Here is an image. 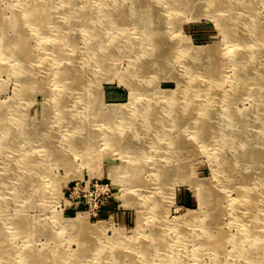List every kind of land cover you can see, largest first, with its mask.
Segmentation results:
<instances>
[{"label": "rangeland", "instance_id": "374dc122", "mask_svg": "<svg viewBox=\"0 0 264 264\" xmlns=\"http://www.w3.org/2000/svg\"><path fill=\"white\" fill-rule=\"evenodd\" d=\"M55 1L53 9L51 3L45 5L50 12L46 21L50 23L52 16L58 20L60 18L56 26L49 24L55 29L58 23L68 24L73 21L64 18L62 11L67 12V15L72 18L80 17L82 22L75 23L71 30H67L66 36L69 38L68 35H72L80 38L74 40L75 47L84 44L86 41L83 40L82 33L86 31H84L83 21L88 20L87 16L94 13V9L89 8L87 0ZM93 2L92 5L98 3ZM237 2H241L243 6L226 9L227 3ZM249 3H252L255 8L256 15L243 13L244 9L241 8L246 9ZM203 4L200 2L199 8L191 3V8L199 11L181 15L174 19L176 20L174 23L169 21L171 19L169 8L161 5L159 11L161 10L160 14L164 15L163 23L166 21L167 24L165 31L169 37L174 36L175 44L180 43V48L188 44L187 54L189 56L184 59L191 61V55H194L196 50L205 49L207 51L203 56L206 59H200L199 61H203L196 67L199 86L193 87V91L200 89L211 91V88L220 87L229 96L234 92L237 93L238 87L235 82L240 72L234 61L236 52H241V47L235 46V39H227L226 35L230 27L222 25L225 21L222 24L221 21H216L212 14H207ZM0 8L6 18L20 19L21 23H29L31 19V16L22 17L21 12H24L25 8L18 5L17 0H0ZM217 8L226 9L225 14L228 13L231 17L242 19V25L247 31L248 38L246 39L247 46H245L246 54L255 55L253 64L247 67L245 89L241 90L240 94L238 92V99L232 104L237 112L239 125L235 130L231 127L229 118L231 111L225 102L212 100L208 104V110L214 117L210 121L214 126L209 132V142L204 144L194 141L193 146L179 152L180 155L176 162L172 158L164 161L166 167L172 166L173 170L168 179L159 181L154 180L155 174L158 173L154 164L162 161V156L166 153L163 149L165 143L162 138H158L157 144L145 146V153L149 155L151 152L153 156L147 160L146 168L140 165L137 168L139 170L136 169V171L131 169L132 163L127 159L129 154L124 146L121 150L125 152L119 155L120 152L116 148V150L112 149L109 141L111 134L112 136L119 135V137L121 134H126L133 142H137V139L129 135L131 129L128 126L131 125L124 117L134 108L142 104H152L156 100L160 101L161 108L164 107L162 104H168L175 99L180 100L182 104L185 101L182 88H178V81L190 78L185 65L178 64L179 71L176 74L171 70L164 75L163 73L157 74L154 69L140 70L138 68L146 66V60L150 59L148 57L151 55H145L143 51L148 44L146 41L139 40L135 34L141 22L138 24V20H125L114 29L108 23L103 25L105 41L115 43L114 51L109 52L108 58H105L106 52L103 56V67L109 73H104L99 78L96 75L98 80L93 86L95 92L90 99L86 98V100L83 93L89 87L88 76L85 75L86 82L81 87L70 80L69 88L72 86L78 93H82L79 98L81 105L78 103L76 107H79L82 113L87 112L89 116L84 121L86 124L82 123L84 129L75 131L66 139L61 138L63 133L61 131L66 132L71 127L68 125L62 127L59 123L63 125L64 122H58V119H55L60 113L52 109L53 101L47 97L48 91H35L28 98H19V77L11 72L8 73L11 64L10 61L8 62L9 56L0 50V106L2 107L0 110V176L5 182L0 185V230L5 234V239L9 240V251L14 257L11 264H97L93 251L84 249L88 240L95 247L103 246L106 240L116 238L120 240L124 237L127 239L125 245L128 243L133 245V242L137 241V235L141 232L148 236L147 242L151 244L153 240L150 232L155 228L160 230L159 234L165 235V246L174 243L178 249H181L186 264H209L214 256L209 246L199 249L201 255L199 261L195 262L194 250H197L200 233V229L196 230L197 223L188 226L189 235L182 237V243L179 244L177 242L182 239H178L179 233L165 227L188 215L204 218V212L212 211L208 205L204 206L200 203L199 191L202 189V184L212 190L214 188L218 190L223 204L219 211L221 229L228 239L233 236L237 237L234 234H237L240 229V223L236 221L231 211L233 205L238 206L239 204L238 190L232 188V183L238 188L242 186L253 188L251 191L257 193L259 201L253 205L254 211L256 209L258 212L264 211V130L262 129L263 123H261L264 121V115H261V113L264 114V94L259 93V90L262 92L263 90L258 87L264 85V40H257L259 37L257 34L264 33V0H221L217 2ZM120 14L125 17L124 10L120 11ZM140 18L141 16L138 19ZM30 27V24L24 26L15 36L11 32L8 37L17 42L20 38L25 41L27 39L26 43L30 49L35 50L37 55L38 53L42 55V50L37 51L36 34L29 31ZM48 31L51 32L52 29ZM49 40L52 38L46 41L50 42ZM25 41H22L23 45ZM46 41L43 42V46ZM17 42L14 45H17ZM66 49L69 50V47ZM70 49L76 50V48ZM84 49L86 50L85 44ZM16 55L18 58L15 57V61L21 57L19 53ZM207 58H211L210 61ZM38 65L40 69L47 67V65ZM89 72L90 76L93 75L91 74L93 73L92 66ZM124 77L130 79L124 81ZM36 81H45L47 90L50 87L57 88L52 76L38 75ZM218 83L221 86L217 87ZM165 91L175 92L170 95H176L165 97L161 93ZM72 92L74 90L70 91V96L76 101L77 94L74 95ZM90 101H93L94 105ZM96 101L98 104L95 105ZM203 101L200 100L201 103ZM15 103L17 107L12 109L11 105ZM10 113L12 116L8 115ZM23 116H27L25 126L29 129L16 130L21 133L29 132V130L39 132H36V135H25V139L17 147L8 146V144L4 146V142L7 143L9 138L6 129L7 119L14 118L15 120ZM194 122L196 120H191L189 123L194 124ZM227 129H229L227 132H223ZM146 130L144 128L143 136H146L148 141L153 140L154 138L150 136L154 134V131ZM188 131L194 132L191 129ZM231 131L237 136L231 145H225L223 133L230 136ZM43 140L46 143L49 142L54 150L60 151L58 158L48 157L49 152ZM74 141L77 149L69 150L70 147H75L72 143ZM158 146V151L154 152V148ZM31 148L33 152L28 154ZM221 157L233 164L231 165L233 167L232 176H229L233 178L232 181L225 182L223 178L222 163L219 160ZM15 163L20 165L17 168V174L14 170H10L11 165ZM28 165L33 168L31 172L26 171ZM227 170L228 168H225V171ZM26 174L28 176L26 180L20 177ZM161 184H163V195L159 197V204L162 215L152 217L150 204H146L147 200L142 202V199L146 194L152 196L149 192L159 188ZM16 215L26 218L19 225L25 230L15 228L16 225L12 224L11 220ZM69 219L78 220L80 225L77 228L63 226ZM99 223H104L105 226L98 232V236L95 232L93 236L85 235L86 227ZM258 224L261 225L262 222ZM258 232L252 236H242L240 250L244 252L247 250L249 255V250L253 248L260 253L262 263H264V246L260 248L264 244L263 226H258ZM223 243V250L230 252L232 250L230 241ZM33 254L42 256L44 260L40 258L34 262ZM137 255L143 259L142 255ZM225 259L226 257L223 258ZM99 264H105V262H99ZM234 264L240 263L235 262Z\"/></svg>", "mask_w": 264, "mask_h": 264}, {"label": "bare ground", "instance_id": "6f19581e", "mask_svg": "<svg viewBox=\"0 0 264 264\" xmlns=\"http://www.w3.org/2000/svg\"><path fill=\"white\" fill-rule=\"evenodd\" d=\"M58 1L61 2V0ZM87 1L89 3V8L94 9V13L87 16L88 20L83 21V26L85 27L84 31L86 32H83L82 35L83 40L86 41L84 44L87 51L84 49V44H79L78 47H75L76 45L74 43V40L76 38H79L78 36L68 35L69 38L66 36L67 30H71L72 26L75 23L82 22V19L80 17L72 18L70 17V15H67V12L62 11L61 14L62 16H64V18L68 20L72 19L73 21L68 24L64 22L60 24L58 23V26L55 29H53L49 24L51 23L52 25L56 26V22H58L60 18L58 20L55 19L54 16H52L50 17V23L46 21L48 19L47 15L50 12L45 5L51 3L50 5L53 9L54 4H56L55 0H17V4L25 8L24 12H21L22 17L26 18L28 16H31L29 23H21V20L17 18H6V15H3L2 9L0 8V50L4 51L5 54L9 56L8 62L10 61L11 64L9 65L10 68L8 70V73L11 72L12 74H15V76L19 77L20 88L18 89V97L23 99V97H30L33 93H35V91H48L47 97H49L53 101V103L51 104V107H53L52 109H55L58 113H60L57 117H55V119H58V122H64L63 125L59 123L62 127L65 125L71 127L67 129L66 132L60 130L61 132H63L61 138L66 139L72 133H75V131L84 129V125L86 124L84 123V121L89 116L87 112L82 113V111L78 109L79 107H76L79 103V98L81 97L82 93H78L72 86L69 88L70 80H73L76 85L81 87L86 82L85 75H87L88 82L90 81V83L87 91H84L83 97L86 100V98L90 99L93 96V93L95 92L93 90V86H95V83L98 80L96 79V75H98L99 78V76H101L102 74L109 73L106 72L108 70H105L103 67V56L105 54L104 52L107 53V56L105 58H108V54H110L109 52L114 51L115 44L112 43L113 41H105L102 30L103 25L108 23L111 25L110 27L114 29L115 27L120 26L123 21H128L129 19L133 21L138 20V24L141 22L139 26L137 22H135L138 26L136 28L135 34L138 36L139 40L146 41L148 44V46L144 48L143 51L145 55L151 54L148 57L150 59L146 60V66L138 67L140 70L154 69L157 71V74L163 73V75L172 70L174 71V74H176L179 71L178 64H183L185 65V70L188 72L187 75H190V78L188 80L181 82L178 81V88H182L181 91H183V94L185 95V101L183 104L180 100L178 101V99H175L174 101L168 102V104H162L165 107L164 109V107H160V101L156 100L152 104H142L141 106H138L137 108L131 110L128 115L124 116L125 119L128 120L127 123L131 125L128 126V128L131 129V133L129 135H131L134 139H137V142H133L126 134H121V137H119V135L112 136L111 134L109 141L112 145V149H117V151L120 152L119 155H121L125 152L121 150V148L124 146L127 154H129L127 159L131 161V169H133V171H136V169L140 167V165H144L143 168L147 167V160L151 159L153 154L151 152L149 153V155L146 154L145 146L157 144L156 142L158 138L163 139L165 143V147L163 149L166 151L165 155L162 156L163 162L158 161L154 164V167L158 171V173H156L154 176V180L158 181L160 179H168L170 177L171 171L173 170L172 166L166 167L164 161L171 160L172 158L173 161L176 162L177 158L180 155L179 152L184 151L190 146H193L192 144L194 143V141L207 144L209 142V132L214 126L210 122L214 117L210 115L208 110V104L211 103L212 100L219 101L221 103L225 102V104L230 108L229 111H231L229 117L231 119V127L234 130L238 127L239 120L237 119V112L232 104L238 99L240 91H243V89H245L244 85H246V75L248 72L247 67L253 64L255 55L250 53L246 54L247 50H245V46H247L246 39L248 40V38L247 31L244 30V26L242 25V19H240L239 17H231V14H225V12L227 8L235 9L239 6H243L241 2L231 4L227 3L226 9L221 10L217 8V2H221V0H95L99 3V5L94 0ZM93 1L96 3V5H92ZM200 2L204 3V10L208 12L207 14H212L213 17L216 18V21H221V24L225 21L222 25L230 27L226 35L227 39H235V46L241 47V52H236V59L234 61L236 68H238L237 70L240 72L236 77L237 81L235 82L238 87L236 89L237 93L234 92V94H230L229 96L226 92L222 91V88L219 87L221 86V84L219 83L217 85V87L219 88H211V91H207L204 89L196 90L195 92L193 91V87L197 88L199 86V75L197 72H195L197 70L196 67H198L197 65H201L203 60H199L206 55L207 51H205V49L196 50L194 55H191L192 60L188 61L184 59V57L189 56L187 54L188 44L186 46L187 48L185 46H181L180 48V43L175 44L174 36L172 38L169 37V35L165 31L167 24L166 21H164L163 23L164 15L160 14L161 10L159 11V7L161 5H165L170 9L169 17L171 19H168L170 22L174 23L176 21L174 19L179 18L181 15L183 16L186 13L198 12L199 10L197 11V9L191 8L190 4L192 3L194 6H199ZM249 4L250 5H248L246 9L244 7L241 8L244 9L243 13L248 12L252 15H256L257 13L255 11V8L252 6V3ZM123 10L125 11V17L121 16L120 14V11ZM136 16H138V18L141 16V18H135ZM88 21L90 23H88ZM29 24L31 25L29 31L36 34L37 51H39V49L40 51L42 50V55L41 53H38L37 55L35 50L30 49V47L26 43L27 39L25 41L24 39L20 38L17 42L12 41L8 37L11 35V32H13L15 36V34L22 30L24 26L26 27ZM48 29H52V31L49 32ZM257 36H259L257 39L258 41L264 40V33L257 34ZM49 38H52V40H49L50 42H47L46 40ZM7 40L8 42H6ZM22 41H25L24 45L22 44ZM44 41L46 42L43 46ZM15 42H17V45H14ZM66 47H69V50H67ZM70 48H76V50L72 51V49ZM16 53H19V55H21V57L17 61H15V57L18 58ZM203 59L205 60L206 58ZM210 59L211 58H209L208 61H210ZM38 64H42V66L47 65V67L40 69L38 68ZM91 66L93 72L91 74L93 75L90 76L89 69ZM38 75H42L44 77H54V83L56 84L57 88L55 89L53 87H50L51 89H45L47 85L45 81H36ZM123 79L124 81H126V79L130 78L124 77ZM222 87H224V85ZM258 87L264 92V85H259ZM73 90L74 92L72 93L74 95L77 94L76 101L70 96V91ZM263 92L259 90V93L261 95L264 94ZM161 93H163L165 97H167L168 95L175 92L165 91ZM200 100H204L203 103H201ZM90 102L92 105H94L93 101ZM96 104H98L97 101L95 102V105ZM11 107L12 109H14L15 107H17V103L11 105ZM1 109L2 107L0 106V110ZM8 115L12 116L11 113ZM261 115L264 114L261 113ZM128 116H130V118H128ZM191 120H196V122H194V124L189 123ZM7 121L8 123H6V129L9 138L7 143L4 142V146H7L8 144V146L17 147L20 145L21 141L23 142V140L25 139V135H36V132H39L29 130V132L21 133L16 130L21 129V131H25V129H29L27 126H25V124L27 123V116L17 117L15 120L14 118H10L7 119ZM82 123H84V125H82ZM159 123L160 125H158ZM261 123H263L262 129L264 130V121H262ZM141 125H143L144 127ZM17 126L19 128H17ZM144 128L145 130L147 129L154 131V134L150 136L154 138L153 140H146V136H143ZM190 129L194 130V132L188 131ZM228 130L229 129L223 132H227ZM56 131L59 132V130L57 129ZM176 131H179L180 133H175ZM234 134L232 133V131L230 136L223 133L225 145H231V143H233L234 139L236 138L235 136H237ZM72 143L73 146H75V141ZM44 144L49 152L48 157L51 158L56 156V158H58V154L60 153V151L58 150V152L57 150H54L53 146H51L49 142H44ZM71 149H77V146H75L74 148L70 147L69 150ZM131 149L133 150L132 152ZM158 149L159 146L157 148H154V152H157ZM29 152H33L32 148L27 153L29 154ZM219 160L220 163H222V175L223 178H225V182L230 180L232 181L233 178H229V176H232L231 172L233 167L231 165L233 164L231 162H228V160L224 157L219 158ZM16 162L18 163V160ZM17 163L11 165L12 168L10 169L14 170L15 174H17V168L20 166ZM225 168H228V170L225 171ZM32 170L33 168L28 165L26 171L31 172ZM128 171L130 172L129 169ZM20 177L24 178V180L28 178L27 174L26 176ZM3 182L4 179H2V177L0 176V185H3L5 183ZM232 186V188L238 190L237 197L239 198L238 206L236 204L231 208L232 214L234 215L236 221L240 223L239 232L237 234H234L237 237L233 236L232 238L228 239L226 238L225 234H223L220 220L221 215H219L221 214L219 213V211L223 207L222 199L218 195V190H216L215 188L212 190L204 184H202V189H200L199 191L200 203L204 206L205 204L208 205V207L211 208L212 211L209 213L204 212V218H201L197 215H188L183 217L182 219L180 218V220H178L177 222H173L172 224H170V226L165 225V227L173 229L177 233H179L178 239H180L189 235L187 230L188 226H190L192 223H197L195 225L197 227L196 230L200 229V233L198 235L197 250H194L196 259L195 262L199 261L201 255V253H199V249L209 246L214 252V256L209 264H234L235 262H238L240 264H264L262 263L260 253L255 251L253 248L252 250H249V255L247 253V250L245 252L240 250L242 236L246 237L252 236L253 234H258V226H263L264 229V211L260 210V212H258V209L254 211L255 208H253V205L259 202L257 193L252 192L251 190H253V188L251 187L247 188L242 186L238 188L236 187L237 185H234L233 183ZM162 189L163 184H161L159 188L154 189L152 192H149L152 196L146 194L142 199V202H146L147 200L148 202L146 204H150V212L152 213V217H159L162 215L161 206L159 204V197L163 195ZM40 195L41 194H39V196ZM25 219L26 218L24 216L16 215L11 221L12 224L16 225L15 228H22L19 225H21V221ZM259 222H262V224L259 225ZM79 225L80 222L75 219H69L68 222L63 224V226H71L73 228H77ZM104 226V223H99L97 225H92L91 227H86L84 233L85 235L88 234L93 236L95 232V235L98 236V232ZM22 229L25 230V228ZM159 231L160 230L156 228L151 230L150 235L153 240L151 244H149L150 242H147L148 236L140 232L137 235V241L133 242V245H129V243L125 245L127 239L123 237L120 240L118 238H116L115 240L105 239L106 241L103 246L95 247H93L90 243V240H88L86 242V245L84 246V249L93 251V255L95 256L94 260L98 262L97 264H99V262H105V264H186L181 249H178L177 245H174V243L171 245L169 244V246H165L166 244H164V242L166 240V237L163 234H159ZM4 235L5 234H3V231L0 230V264H11V260H13L14 257L9 251V240L5 239ZM182 240L183 238L180 239L177 243H182ZM227 240L231 243L232 250L230 252H226V250H223V242H226ZM263 246L264 244L260 248H262ZM137 254L142 255L143 259L142 257L139 258ZM32 256L35 257V259H33L34 262L38 261L40 258L43 259L42 256H39L38 254H33ZM224 257H226L225 260H223Z\"/></svg>", "mask_w": 264, "mask_h": 264}]
</instances>
